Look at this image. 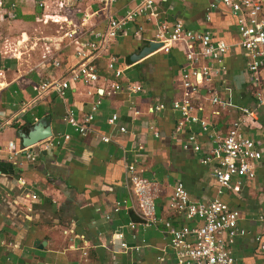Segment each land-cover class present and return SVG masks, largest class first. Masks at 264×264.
Instances as JSON below:
<instances>
[{
    "label": "crops",
    "instance_id": "1",
    "mask_svg": "<svg viewBox=\"0 0 264 264\" xmlns=\"http://www.w3.org/2000/svg\"><path fill=\"white\" fill-rule=\"evenodd\" d=\"M1 1L5 8L11 2L15 6L13 17L0 23L7 26V34L1 33L0 115L11 121L0 130V264H174L164 221L170 219L176 225L188 222L167 207L178 180L184 183L193 202L219 197L237 208L239 225L246 232L236 237L229 251L243 264H264V248L260 249L255 240L260 235L264 241V151L254 165V179L244 180L240 189L221 186L212 175L211 164H201L200 153L181 146L191 129L204 153L210 144L209 135L202 133L197 123L175 130L178 113L169 102L183 89V44L175 42L165 52L156 48L132 59L152 43L156 22L176 17L186 27L209 31L214 39L225 40V71L205 82L194 102L200 101V115L208 121L211 133L225 134L239 114L238 106L248 108L252 115L242 130L254 140L263 141L264 111L253 98L256 85L245 67L237 17L232 10L220 0H155L156 17L138 15L129 22L126 35L109 40L92 59L99 74L97 82L71 81L63 98H59L41 92L40 82L62 76L77 62L74 51L79 42L93 38V30H104L109 17L120 15L136 0H113L107 5L100 0H40L45 7L38 6V0ZM261 4L260 16L264 18V0ZM43 13L56 20L44 21ZM139 25L142 31L135 35ZM72 29L77 32L66 34ZM111 56L114 66L122 69L120 77L115 78L106 68ZM53 61L58 65L54 66ZM128 80L142 89L129 95L123 89L111 93L112 83ZM212 92L229 96L237 106L222 108L213 115L215 106L209 101ZM99 93L90 131L81 134L63 120L71 110L81 121ZM159 103L163 104L159 111H147ZM130 105L138 112L134 113ZM112 113L117 115L115 127L106 119ZM40 121L50 131L49 136L69 133L70 137L59 146L41 150L34 160L27 159L21 151L9 158L7 143L12 142L15 148L21 146V133H27ZM119 125H125L127 130L120 131ZM101 135L110 136V141L103 142ZM137 143L143 149L138 151L141 160L136 168L157 190L154 211L158 221L148 227L137 224L132 229L127 222L139 218L124 164L134 155ZM19 176L25 183H19ZM32 192L35 198H30ZM116 202L119 207L114 212ZM119 227L128 245H139L137 250L113 253L105 247ZM66 229L73 232L67 236L63 233ZM84 238L89 245L83 256Z\"/></svg>",
    "mask_w": 264,
    "mask_h": 264
},
{
    "label": "built area",
    "instance_id": "2",
    "mask_svg": "<svg viewBox=\"0 0 264 264\" xmlns=\"http://www.w3.org/2000/svg\"><path fill=\"white\" fill-rule=\"evenodd\" d=\"M103 4H108L113 0H100ZM227 5L237 17L238 32L240 35V47L247 71L251 76L252 82L256 85L253 94L257 106L264 111V18L260 16L262 9L261 0H220ZM36 4L45 7L40 0ZM155 0H136L135 3L124 9V11L113 18L109 17L104 30L92 31L93 38L79 42V46L74 53L77 62L70 66L60 77L42 80L40 82V91L53 93L59 98H63L64 91L70 86L71 81L83 80L89 84H95L99 78L98 70L93 64L92 59L96 58L99 50L106 43L118 35L128 33V24L135 20L138 15L156 17L157 12L154 8ZM14 2L8 7H4L0 0V21L13 17ZM213 7V4H210ZM43 20H56L51 15L42 14ZM139 25L134 34L139 35L142 31ZM76 29L67 31L66 34L73 35ZM152 42L158 43L157 50L167 51L172 43L181 42L184 46V62L180 70V85L182 91L178 97L170 100L169 104L173 110L178 113L175 130L179 131L184 126L191 123L200 125L202 133L209 135L210 144L205 152H202L197 134L191 129L187 132L181 146L191 148L192 151L200 153L199 162L201 164H211L212 175L221 186H227L234 189H240L244 180H252L256 176L255 163L262 157L264 151L263 141H256L247 136L242 126L247 121V117L252 115V111L242 105L238 106L239 114L234 118L225 134L211 133L209 123L201 117L202 105L194 102L196 94L200 92L205 82L212 77L221 76L225 71L223 63V54L227 49V42L223 39H214L209 31L194 30L186 27L181 18L176 17L172 21H158L155 24V31L152 36ZM207 60V62L205 61ZM57 66L58 62L53 61ZM106 68L111 70L113 76L120 77L122 69L114 66V57H109ZM3 82H0V86ZM125 90L127 95L140 91L142 86L134 81L121 83L116 81L111 84V93ZM230 90V88H228ZM88 90L86 92H90ZM101 93L98 98L91 102L90 112L86 113L82 120L76 119L71 110H67L63 120L68 121L74 129L85 134L91 130L90 121L93 112L97 109ZM209 101L215 108L212 114L216 115L219 110L235 105L229 96L220 97L216 93H211ZM129 107H132L130 105ZM163 108V104H155L148 108V112L154 113ZM133 112L138 110L132 107ZM107 123L111 127L117 124V115L112 113L107 118ZM8 116L0 115V130L10 125ZM118 129L125 132V125H119ZM211 133V134H210ZM155 136L158 134L155 132ZM70 137V134H57L42 138L30 144L14 147L12 142L7 143L9 149V158L15 156L18 152H23L29 160H34L36 154L42 150H47L61 145ZM103 142H109L110 136L101 135ZM143 149L141 143L134 147V155L124 164L129 182L128 188L132 191L135 201V211L139 218L138 221H128L127 226L134 229L137 224L148 227L155 224L158 220L155 217L154 199L157 190L152 182L143 177L136 168V163L141 160V154L138 152ZM12 163L16 164L15 161ZM19 183H25V179L18 177ZM30 198H35V193L29 194ZM119 203H115L112 211L118 210ZM167 207L172 211L180 213L188 222L179 225L174 224L170 219L164 221V227L170 235L168 247L172 250L174 264H243L238 261L229 251V246L234 243L236 237L245 234V229L239 225L240 213L237 208L229 206L224 200L213 198L209 201L193 202L188 197V190L180 180L176 181L173 191L170 193ZM28 210L29 206L26 207ZM108 218V215L105 216ZM72 229L63 230L65 235L71 234ZM133 237L136 234H132ZM260 249L264 248V241L260 235L255 236ZM124 230L119 227L111 233L107 244L108 250L113 253L126 251L129 248L136 249L139 245H128L126 242ZM2 244V243H1ZM89 245L87 239H83L81 244V254H87L86 247ZM40 264H48L41 262Z\"/></svg>",
    "mask_w": 264,
    "mask_h": 264
},
{
    "label": "water",
    "instance_id": "3",
    "mask_svg": "<svg viewBox=\"0 0 264 264\" xmlns=\"http://www.w3.org/2000/svg\"><path fill=\"white\" fill-rule=\"evenodd\" d=\"M158 47H159L158 43L152 42L149 44V47H146L144 49L142 48V50L139 53L135 54L134 57H132V59H136L142 55L144 56L148 52L153 51L154 49H156ZM49 135H50V131L48 130V128L45 127L43 122L40 121V122L36 123L33 126V128L30 131H28L27 133H24V132L21 133V136H22L21 144L22 145L30 144V143L35 142L37 140H40L42 138L44 139V138L48 137ZM39 242H41V241H39ZM41 243H43V242H41Z\"/></svg>",
    "mask_w": 264,
    "mask_h": 264
},
{
    "label": "rangeland",
    "instance_id": "4",
    "mask_svg": "<svg viewBox=\"0 0 264 264\" xmlns=\"http://www.w3.org/2000/svg\"><path fill=\"white\" fill-rule=\"evenodd\" d=\"M1 22H3V21H0V23H1ZM6 27H7V26H4V25L0 26V47H1V44H2V40H3V39L1 38V36H2L1 33L6 32L5 34H7V29H6Z\"/></svg>",
    "mask_w": 264,
    "mask_h": 264
}]
</instances>
